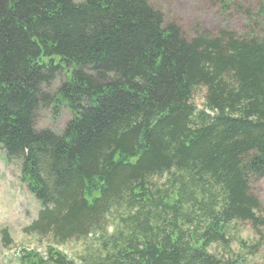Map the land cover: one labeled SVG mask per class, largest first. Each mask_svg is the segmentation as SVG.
<instances>
[{
  "label": "trees",
  "instance_id": "1",
  "mask_svg": "<svg viewBox=\"0 0 264 264\" xmlns=\"http://www.w3.org/2000/svg\"><path fill=\"white\" fill-rule=\"evenodd\" d=\"M259 3L234 4L242 34L186 36L149 0H0V150L40 204L24 231L51 240L17 264H252L264 249L251 189L264 179ZM63 107L59 133L35 128L40 109ZM236 223L254 240L234 251ZM88 236L76 258L57 247Z\"/></svg>",
  "mask_w": 264,
  "mask_h": 264
},
{
  "label": "rangeland",
  "instance_id": "2",
  "mask_svg": "<svg viewBox=\"0 0 264 264\" xmlns=\"http://www.w3.org/2000/svg\"><path fill=\"white\" fill-rule=\"evenodd\" d=\"M80 1V0H75ZM150 3L163 13L165 22H176L186 36H191L195 28L216 32L225 28L242 34L247 28L244 17L236 12L234 4H239L256 13L259 0H231L229 10L224 14L219 11L214 0H149ZM57 80H61L58 77ZM58 81L54 84L56 85ZM47 89V88H44ZM204 89L197 88L192 101L201 107ZM70 118L68 109L63 107L60 114L53 116L50 109L37 112L35 128L49 129L59 133L65 122ZM251 189L260 202V213L264 215V179H253ZM40 208L38 200L29 192L26 185L19 179V167L16 163L6 164L3 152L0 150V264H17V258L22 248L34 249L43 254L51 240L47 236H37L24 231ZM5 231V233H4ZM232 242L231 249L237 251L238 240L251 242L253 233L248 223H236L229 230ZM93 241L92 236L83 240H69L57 247L68 257L76 258L82 254L85 246ZM218 255L225 254L219 246L209 248ZM252 264H264V249L250 258Z\"/></svg>",
  "mask_w": 264,
  "mask_h": 264
}]
</instances>
